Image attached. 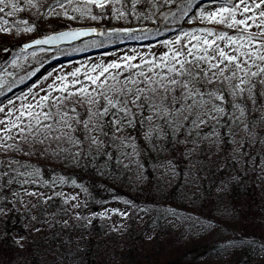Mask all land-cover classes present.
<instances>
[{
    "label": "rangeland",
    "instance_id": "rangeland-1",
    "mask_svg": "<svg viewBox=\"0 0 264 264\" xmlns=\"http://www.w3.org/2000/svg\"><path fill=\"white\" fill-rule=\"evenodd\" d=\"M11 2L17 3L19 5V10L13 12L12 15H8L11 11L9 7L5 8L4 13H0V29H7L6 32L0 30V44L4 45L2 59L9 60L5 63V67L1 72L0 91L5 88L6 83L21 82L24 81L27 76L31 74L34 75L39 69L37 68L39 65L38 63L43 61V59H47L48 55L42 53L43 51L35 50L24 55L21 54V45L42 37V35L38 34L41 30L48 32L45 35H49L55 32L86 27L100 29L123 27L127 29L140 26L141 28H153L158 24L160 14L164 11L167 12L170 6H172L170 10H172L178 0H108L104 8L97 7L95 10V6L88 4L87 0H71L70 4L68 0H60V3L64 4V8L58 7L56 0H32V3H29L28 0H11ZM245 2L247 3L249 0H245ZM238 3L239 0H230L227 2L229 6ZM222 4L225 3L218 2V0L206 4L205 7L198 12L196 17L192 18L184 25L181 31L171 32L170 36L167 37L165 41H175L177 35L201 28H209L214 34L227 31L229 35H238L239 33L236 29H230L226 25L209 22L201 17L202 11L215 10ZM0 7H3V5H0ZM92 8L94 13L92 12ZM77 9H79V11H77ZM65 10L68 12L67 16L64 15ZM240 11L242 12V8ZM57 13H59V15H56ZM81 13L86 14L82 15ZM169 13H171V11ZM93 15L97 17L96 20L91 18ZM69 17H76V19H70ZM238 18L240 17L238 16ZM29 28L31 30L26 31V29ZM249 31L253 33L257 32L255 28ZM212 38H214V36ZM187 39L191 38L188 37ZM165 41L156 40L152 43H132L116 48L100 56L81 58L82 55H78L68 58L65 61L66 63L58 58L57 64L45 71V75L35 79L32 85L27 87L21 94L9 98L14 101L13 106H8L9 99L2 103V105L6 107L5 112L0 113V120H4L5 124H8V120L5 119L6 115L9 116L11 120H15L16 115L19 114V111H15L14 114H9L7 112V107L20 110L21 104L32 103L35 106L36 103H39L40 98L46 94L50 96V100L44 102L42 110L49 112L56 119H59V110L62 108L66 110L69 106H64V103L58 105L56 103V98L59 97L63 100V97L67 95V93L49 88V85L55 84L59 87L67 81L69 82V90L82 86L88 87L89 95L94 96L95 93L92 92L91 89L97 88L98 85L92 84L91 81L87 79L88 76L99 77L100 80L107 82V86H112L114 84L112 80L113 76L119 81V85H116V87L126 83L123 79L124 77H131L137 79L139 82V80H143L144 77H138L136 75L138 70L136 68H129L126 65L140 64L142 58L144 60H149L153 55L159 59L162 52L169 51L172 47V45L165 44ZM5 50H8V52H4ZM131 56L136 57V59L132 61L126 60V57ZM14 61L15 63H13ZM113 61L120 63L121 67L119 69L109 68L108 71L104 72L101 76L100 73L103 72V69ZM249 66L251 67V65ZM77 68H79L80 71L76 73L74 77L72 73L76 72ZM139 71H144L146 76L152 74L143 64H141ZM251 71H257V68L251 67ZM240 75L241 73L238 72L237 76ZM74 79L79 80L80 83L72 85L70 82ZM153 79H156V77L153 76ZM248 80L251 81L250 84L246 83L245 85H241V87L245 88L243 95L247 94L248 96H253V86L256 81L258 84L257 86H259L260 97L264 100V85L260 84V80H264V75L260 77L249 76ZM238 83V80H233L231 83H226L224 85L227 97L233 100L235 99L236 101L239 100L241 96L234 97L228 95V92L231 91L233 84ZM216 87H220L219 83L216 84ZM108 94L111 95L110 92ZM96 98L99 99V97ZM76 100L81 101L76 105L77 108L81 109L82 106L89 108L86 97L78 95L77 97H73L71 102L75 103ZM260 102V107H258L259 110L255 107V104L258 103L257 101L251 107L250 112H247L246 109L240 105V107L244 109L243 115H241L239 109L232 110L233 114L231 120L234 122V126L237 121H240L239 126L235 127L236 129L233 130L234 134L232 136L237 141L238 151L244 150L248 144L251 146L257 145L256 153L258 152L260 155L258 149L264 146V101L260 99ZM94 110L95 108H93V111ZM36 111L40 112L41 109H36ZM254 112L259 116V120L249 125L248 117ZM223 114L224 113L219 114V118ZM247 115L248 117L246 118ZM83 117L86 118V115ZM40 118L44 123H53L51 120H44L43 116ZM29 119V117H24V122L20 126L26 127L29 123ZM211 121L214 120L209 119L206 124L200 125L199 127L207 126ZM31 123L33 127L36 126L35 120H32ZM2 127H4V125H0V128ZM53 127L55 128L57 125L53 124ZM74 127L78 128L82 126L74 125ZM41 132H43V129H41ZM11 135L14 139L8 140L7 143L19 144L22 142V138L16 139L20 136L16 129H12ZM92 135L98 137L99 140L102 141L99 146L92 145L89 147L88 140H85L86 142L84 141L82 145H75L74 142L68 143L66 138H61L60 140H52L51 148L59 153L63 150L65 152H70L73 157L75 156L77 147L82 148V150L83 147L89 149L90 155L100 150L103 151L104 146H106V140L101 138V133L99 131L93 132ZM32 139L31 135H29L26 143L30 144ZM5 140V134L0 132V143L5 142ZM107 143H109L111 149L117 151L116 154L121 156L122 161H126L129 164L131 163L134 169V162L131 159V157H133L132 143L126 138L123 139L121 132H117L116 136H111L109 141L107 140ZM37 147H39V145H37ZM26 151L27 147H25V152ZM246 152V154H248V151ZM108 156H113V153H109ZM45 157H48L50 161H58V155H54L51 152H49L48 155L33 154L27 156L23 153L13 151V149L5 151L3 148H0V165L4 166L0 167V172L9 171V176L16 177L17 181L20 182L25 179H39L41 181L39 186L34 184H23V187L29 191L36 189L44 193L45 196L53 197L52 200L45 201L43 198L38 199L37 197L23 195V204L16 205L15 209L24 218V226L32 236L35 235V237H39L43 235L44 239L46 237H56L55 239L58 243L65 241L67 236L71 233L75 240H81L82 238L94 235L98 241H101L102 238L105 239V237L113 236L117 243L114 245V249L118 250V253L114 252L106 259L109 262L108 264H120L118 258L119 250L124 244V239L129 229V222L133 218L136 226L145 229L147 240L151 242L156 237H158V240H164L167 235L173 240L178 238L182 244L187 246L191 241L199 242L200 240L211 239L212 242L210 243L213 250L199 254H190L184 259L182 264H264L263 245L257 246L238 243L230 232H225L220 229V226H226L227 228L232 227V222L228 219L229 217L218 214L212 221H208L202 219V217L195 212L190 213L186 210L183 204H187V201H189V193L184 185L186 181L194 180L193 171H190L191 169L185 172L186 178L182 182V187L179 192L180 197L177 200L176 206L167 203L163 195V191L168 190L172 183L179 178L173 166L168 163L157 165L156 176L161 180L158 187L162 190L158 192L155 200L153 199L149 202V199H135L132 197V192L127 191L120 199L106 203L100 202L98 204H92L90 203L86 187L80 184L78 180H69L66 176H62L58 173L47 177L45 173L42 172L41 167L38 166V160H43ZM79 157L81 156H76L73 161L77 163ZM8 164H11L15 171L7 169L6 165ZM250 164L255 166L260 175L264 177V158H262L261 155L260 158L257 157V155H253ZM21 165H24V167H21ZM192 165L194 166V164ZM36 169L40 171L39 176H27V173L34 172ZM134 170L133 181L138 185L142 179V172L138 169ZM20 173H24L25 175L21 176L19 175ZM46 181L48 183H45ZM53 181L55 182L54 184L52 183ZM73 181H75V183H73ZM0 183H2V181H0ZM193 183H195V181H193ZM194 186L195 188L197 187L196 183ZM20 187V183H13L11 185V190L19 192ZM72 197H75V199H72ZM12 199L10 194L8 201L10 202ZM5 203L6 201L0 191V207H4ZM113 209H119V212H114ZM120 212L127 213V215L122 216L119 214ZM33 217H35V219H32ZM65 221H67V224L64 223ZM94 222H97L102 228L97 231L94 230V228H92ZM35 229H39V231ZM151 242H149V244ZM190 246L191 245L188 247ZM49 249L50 252L45 255V264L47 263L46 260L50 259V255L56 253L53 247ZM72 262L73 264H82L81 257L74 254ZM57 264L65 263L64 260H61Z\"/></svg>",
    "mask_w": 264,
    "mask_h": 264
},
{
    "label": "trees",
    "instance_id": "trees-1",
    "mask_svg": "<svg viewBox=\"0 0 264 264\" xmlns=\"http://www.w3.org/2000/svg\"><path fill=\"white\" fill-rule=\"evenodd\" d=\"M229 1L218 0L224 3ZM178 2L172 10L170 6L167 12L160 14L158 24L153 28L139 26L127 28L129 32L117 33L103 28V35L99 38L74 47L53 52L37 50L43 51L42 53L48 55L49 59L47 57L38 63L37 72L27 76L24 81L6 83L5 88L0 91L3 93L0 95V105L9 98L21 94L35 79L45 75V71L57 64L58 58L66 63V59L78 55H82L81 58H88L104 55L132 43L165 41L171 32L181 31L206 4L213 3L212 0H178ZM96 8L95 6L94 10ZM92 12L94 13L93 8ZM121 28L123 27L116 29ZM46 33L48 32L41 30L38 34L43 36ZM3 50L4 45L0 44V76L5 63L9 61L2 59ZM21 54L27 53L21 51ZM257 85L255 81L253 90L255 95L251 97L244 94L236 101L247 112H250L257 101L255 107L259 110L260 99L264 101L260 97ZM227 98V114H223L218 120L211 121L204 127L193 128L188 124L181 130L178 126L161 119L149 120L150 110H145L143 117L138 113L135 121L123 127L120 131L123 139L126 138L132 143L131 159L134 162V169L142 172V179L138 185L133 181V165L122 161L121 156L116 154L117 151L111 149L107 143V140L109 141L111 136H116L117 133L111 126L104 128L107 135L101 133V138L106 140L103 151L90 155L89 149L83 147L84 155L79 157L76 163L73 161V155L63 150L59 153L57 162L45 157L43 160H38V166L47 177L58 173L69 180H78L86 187L90 203L98 204L120 199L127 191L132 192V197L135 199H149V202L155 200L158 192L162 190L158 187L161 180L156 176L157 165L168 163L173 166L179 178L168 190L163 191V195L164 200L174 206L180 197L182 182L186 178L185 172L191 169L194 180L186 181L184 185L189 193V201L183 204L186 210L190 213L195 212L208 221H212L218 214L225 215L231 220L232 227L220 226V229L230 232L236 242L264 246V177L255 166L250 164L253 155L259 158L261 155L264 158V146L258 149L260 155L256 153L257 145L248 144L244 150L238 151L237 141L232 136L233 130L239 126L240 121L234 126L231 120L233 99ZM71 103V101L64 103V106H70ZM78 111L83 117L87 114L88 108L82 106ZM248 118L249 125L259 120L256 112L250 114ZM189 132L192 133L190 136ZM75 135L84 141L87 140L82 127L77 128ZM109 153H113V156L109 157ZM193 181L196 183V188ZM1 192L3 197L7 193L9 198L8 188H4ZM8 206L11 207V204ZM92 228L97 231L102 227L94 222ZM128 228L124 244L119 250L120 264H182L190 254L213 250L211 239L191 241L188 244L191 245L190 247L182 244L178 238L173 240L168 235L164 240H158L156 237L151 242L147 240L145 229L136 226L133 218ZM5 231L9 233L7 239L2 238ZM16 234L28 236L23 249L17 248L12 243L11 237ZM55 238L44 239L43 235L32 236L24 226V218L14 208L7 219L0 218V264H45V255L50 252V247H53L56 253L50 255L46 264H57L61 260H64L65 264H73L74 254L81 257L82 264H108L106 258L114 252L118 253V250L114 249L117 243L113 236L102 238L101 241H98L94 235L75 240L71 233L60 243Z\"/></svg>",
    "mask_w": 264,
    "mask_h": 264
},
{
    "label": "snow or ice",
    "instance_id": "snow-or-ice-1",
    "mask_svg": "<svg viewBox=\"0 0 264 264\" xmlns=\"http://www.w3.org/2000/svg\"><path fill=\"white\" fill-rule=\"evenodd\" d=\"M28 2L32 3V0H28ZM212 2H215V0H212ZM56 3L58 7L64 8V4L60 3V0H56ZM68 3L70 4L71 0H68ZM87 3L104 8L108 0H87ZM0 5H3V7H0V13H4L5 8L9 7L11 11L8 15H12L13 12L19 10V5L11 2V0H0ZM241 8L242 12L240 11ZM81 14L85 15L86 13ZM56 15H59V13ZM64 15H68L67 10L64 11ZM201 17L209 22L236 29L239 34L229 35L227 31L214 34L209 28H201L177 35L175 41H165V44L172 45V47L169 51L162 52L159 59L153 55L149 60L142 58L140 64L126 65L129 68H136L138 77H144L139 82L137 79L124 77L123 79L126 83L116 87V85H119V81L113 76L114 84L107 86V82L100 80L99 77L88 76L87 79L92 84L98 85L97 88L91 89L95 93L94 96L89 95L88 87L82 86L69 90V82L67 81L59 87L55 84L49 85V88L67 93L63 100L59 97L56 98L58 105L68 103L73 97L78 95L86 97L89 105L86 118L81 116L76 106L81 102L79 100L71 103L66 110L60 109L59 119H56L49 112L43 111L44 102L50 100L48 94L41 97L39 103H36L35 106L32 103L21 104L20 110L7 107L9 114H14L15 111H19V114L16 115L15 120H11L6 115L5 119L8 120V124H5L4 120H0V125H4V127L0 128V132H3L6 137L5 142L0 143V148L5 151L13 149V151L27 156L33 154L48 155L49 152L59 155L58 151L51 148L52 140L66 138L68 143L74 142L75 145L84 143V140L75 135L77 128L74 125L82 126L85 137L89 141V147L92 145L99 146L102 141L92 135L93 132L99 131L107 135L104 132L106 126H111L115 132H120L123 127L137 119L138 113L143 117L145 110H150L151 112L148 117L149 120L161 119L173 126H178L181 130L188 124L193 128H198L200 125L206 124L209 119H218L221 113L227 114L228 98L225 94L224 85L231 83L233 80H238L239 83L233 84L228 95L240 97L245 92V88L241 87V85L251 83L248 80L249 76L260 77L264 75V0H249L247 3L245 0H239L238 4H231V6L225 3L215 10L202 11ZM69 18L76 19V17ZM91 18L93 20L97 19L95 15ZM252 28H255L257 32L249 31ZM0 30L7 31V29ZM30 30V28L26 29V31ZM88 31L96 32L97 29L92 27L61 32L57 36H47L43 40L34 39L33 42L36 44L52 43L60 39L75 38L81 33ZM129 31L126 28L111 29L113 33ZM213 36L214 38H212ZM188 37L191 39H187ZM135 59L136 57L134 56L126 57L128 61ZM141 64L147 67L152 74L146 76L144 71H139ZM249 65L256 67L257 71H251ZM120 67V63L113 61L103 69L100 75L102 76L109 68L119 69ZM79 71L80 69L77 68L72 75L75 77ZM238 72L241 73L240 76H237ZM153 76L156 77L155 80ZM70 83L75 85L80 83V81L74 79ZM217 83H219L220 87H216ZM260 84L264 85V80H260ZM109 92L111 95L108 94ZM0 95H3V93H0ZM252 95H255V93H252ZM96 97H99V99ZM13 105L14 101L9 99L8 106ZM231 106L233 109H239L241 115L244 114V109L240 107L235 99L231 102ZM5 107L0 105V113L5 112ZM93 108H95L94 111ZM36 109H41V111L37 112ZM41 116H43L44 120H51L53 123H44L40 118ZM24 117L30 118L29 123L26 127H21ZM32 120H35V127L32 126ZM53 124H56L57 127L54 128ZM12 129H16L20 134L16 139L22 138L21 143H7L8 140L14 139L11 135ZM41 129H43V132H41ZM191 134L189 132V136ZM29 135L33 138L30 144L26 143ZM25 147H27L26 152ZM82 155H84L82 148L77 147L73 159ZM0 167L4 166L0 165ZM6 167L10 171H15L11 164L6 165ZM21 167H24V165H21ZM19 175L23 176L25 174L20 173ZM32 175L39 176V169L27 173V176ZM0 181H2L0 183V191L8 188L13 198L9 202L8 194L4 195L3 198L6 203L4 207H0V218L7 219L9 213L17 204H23V195L37 197L38 199L43 198L45 201L53 199L52 196H45L44 193L36 189L29 191L23 187V184L39 186L41 182L39 179H25L20 182L17 181L16 177H10L9 171H2L0 172ZM13 183L21 184L19 192L11 191ZM45 183L48 182L46 181ZM52 183L54 184L55 182L53 181ZM223 186L226 187V185ZM72 199H75V197H72ZM9 203H11V207L8 206ZM113 211L119 212V209H113ZM119 214L122 216L127 215L124 212ZM32 219H35V217ZM64 223L67 224V221ZM35 230L39 231V229ZM8 237L9 233L5 231L2 238L7 239ZM11 239L17 248L23 249L28 236L16 234Z\"/></svg>",
    "mask_w": 264,
    "mask_h": 264
},
{
    "label": "water",
    "instance_id": "water-1",
    "mask_svg": "<svg viewBox=\"0 0 264 264\" xmlns=\"http://www.w3.org/2000/svg\"><path fill=\"white\" fill-rule=\"evenodd\" d=\"M87 28H92V27H86V28H81V29H87ZM96 29H97L96 32L88 31V32L81 33L80 35L76 36L75 38L60 39V40L54 41L52 43L36 44L33 41H30V42H27L25 44H22L21 49L24 52H32V51L40 50V49L58 50L60 48L73 47L75 45H78V44H81L83 42H87L90 40H94V39H97L100 36H102L103 30L100 28H96ZM74 30H77V29H74ZM74 30H66V31H61V32L74 31ZM61 32L52 33V34H49L47 36H57ZM47 36L39 37L37 39L43 40ZM4 52L7 53L8 50H5Z\"/></svg>",
    "mask_w": 264,
    "mask_h": 264
}]
</instances>
